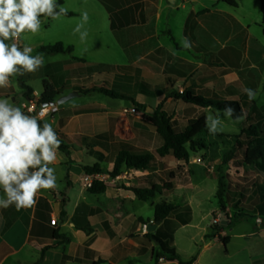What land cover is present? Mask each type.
<instances>
[{
    "label": "crops",
    "instance_id": "crops-1",
    "mask_svg": "<svg viewBox=\"0 0 264 264\" xmlns=\"http://www.w3.org/2000/svg\"><path fill=\"white\" fill-rule=\"evenodd\" d=\"M62 1L68 12L75 14L74 17L48 18V23L45 17L41 20L54 33L56 44L73 47V54H44V66L35 73L10 78L9 87L0 88V99L7 98L11 104L19 105L17 95H21L24 99L22 108L25 101L30 100L25 98L21 83L31 88L34 100L39 101L44 88L42 90L40 87L39 92L34 84H43L47 80L55 88L64 89L57 99L73 92L81 94L80 89L106 87L115 90L118 87L125 89L122 93L136 101L138 95L152 97L154 94L151 90L164 81L175 92L192 89L206 98L236 99L250 104L254 120L264 108V102L261 104L264 95V13L260 0H235L236 7L221 0H177L174 4L167 0ZM83 11L89 15L85 24L88 36L84 43L80 41L79 33L73 34V29L82 22ZM47 33V30H40L36 34L24 33L19 45L21 48L31 46L33 52L39 53L45 47ZM100 36L106 37L101 44ZM185 44L189 46L185 47ZM99 51L123 57L122 63L111 65L114 71L120 73L121 83L116 82L115 74L110 80L100 76L111 72L93 71L94 62L89 57ZM79 70L91 72L87 82L84 80L82 84H77L76 74ZM15 80L18 86L14 84ZM244 88L253 89L255 99L249 101L242 91ZM93 94L98 93L81 94L80 98ZM169 101L181 105V102ZM258 104L261 106L258 107ZM111 106L70 102L54 115L39 119V122L52 124L60 135L59 139L69 146V154L58 150L56 164L50 165L56 170L57 187L42 190L33 207L20 210L14 205L7 209L0 208V264H92L99 260L104 264L154 263V254L159 245L155 241L149 242L143 231V226L153 223L154 217L145 218L139 210L148 203L154 210L163 199L176 206L180 203V206L191 208L193 197H198V192H201L200 183L188 180L178 183L174 173L172 192L165 197L142 202L133 191L124 187L163 185L168 180L158 182V179L165 170L153 166L145 172L125 171L119 176V181H116L117 177L112 179L113 182L103 178H110L109 174L86 175L84 166L100 164L108 173L113 170L114 164L108 162L112 151L110 145L118 141L132 144L136 152L141 153L132 137L125 139L118 133L116 122L121 130H126L128 123L120 113L116 115L111 111ZM116 107L124 108L121 105ZM183 107L189 109V106ZM175 118L180 119L174 115ZM123 122L126 125L124 129L121 127ZM112 128L113 139L108 143H93L97 136L109 133ZM175 164L169 165L171 170L176 168ZM177 164L183 166L184 163ZM127 173H131L130 178L124 176ZM95 179L107 184L106 193L94 195L89 192L90 184ZM185 193L192 194V197L188 198ZM3 196L0 189V197ZM179 199L182 200L177 203ZM217 212L219 209H213L209 215ZM54 219L57 221L55 226L51 224ZM191 224L181 225L176 231ZM205 234V243L200 253L192 259L193 264H200L202 255L223 239H229L227 247L234 243L225 230L216 232L211 227L205 230ZM261 234L264 231L249 235ZM67 239L69 242H66ZM47 247L49 249L41 261L43 250ZM250 251L252 253L248 258L251 262L257 259L259 264H264V240Z\"/></svg>",
    "mask_w": 264,
    "mask_h": 264
},
{
    "label": "rangeland",
    "instance_id": "rangeland-1",
    "mask_svg": "<svg viewBox=\"0 0 264 264\" xmlns=\"http://www.w3.org/2000/svg\"><path fill=\"white\" fill-rule=\"evenodd\" d=\"M180 2V0H179ZM46 23H48V18H46ZM42 22L41 31L47 30L45 44L44 46H51L56 44V39L54 37V33L49 31L48 24ZM46 26V27H45ZM53 33V34H52ZM106 40V37L100 36L99 44ZM6 43H11L12 41H5ZM103 49V48H102ZM105 50V49H103ZM36 54H40L37 52H32L31 55L36 56ZM92 62L93 71L97 72H111L116 75V82H122L120 78V73L114 71V68L111 66L114 63H122L123 57L119 55H108V53L104 51H99L95 55L89 57ZM116 70V69H115ZM91 72L78 71L76 74V78L78 79L77 84H82L83 81L87 82L88 77H90ZM16 82V83H15ZM14 84L18 86V82L15 80ZM71 85L73 82L70 83ZM162 85H159L155 90H151V92L156 96L152 97H141L138 95L136 101L147 107L156 110L160 104H162V108L164 111L178 116L180 119H174V125L176 130H182L190 120L197 119L200 116L204 115L206 117L212 116L214 118H219L223 123L222 131H218L220 134H224L227 136H233L236 134H241L242 130L246 127L245 119H241L239 121H234L230 117L226 116L224 113L219 111L210 112L208 110H201L198 108H190L188 110L184 109V104L181 102L177 104L175 102H170L169 100L165 101L166 96L171 94L174 90L169 86V84L164 83L162 81ZM34 86L39 90H43V84L35 83ZM41 87V89H40ZM118 92H125V89H117ZM20 91V88H17ZM137 91L140 89L136 88ZM40 94V93H39ZM17 100L19 101V106L21 107V103L24 100L21 95H17ZM135 100V98H134ZM58 99L56 100V102ZM28 101H25V103ZM76 104H86V103H99L106 106H110V110L113 111L116 115H119L121 118L126 119L128 123V128L126 130L119 129V125L116 122V129L118 133L120 132L121 136L125 139H129L132 137L133 142L138 146V151L143 152H151L155 155L154 166L160 168L161 170H165V172L161 173L160 180L158 182H164V180H168V176L171 172L175 173L177 176L178 183H183L184 181H190L192 183H200L199 188L201 192H198V197H193L192 206L190 208V213L182 212L180 214H175V216L170 217L162 227L152 232L153 234H158L160 236H167L168 245L171 246V240L173 243L175 242L174 249L177 250V254L179 260L176 262H168L166 258L160 259L159 264H179V262H190L193 258H195L201 251L204 242L205 230L207 228H211L216 232L221 231L219 229L220 225H224L223 221L231 222V225L225 226L223 230L227 231L228 235L233 239V245L227 247L224 245L222 241L214 246L210 251L206 254H203L200 260V264H259L257 259L251 260L248 258L249 254L252 253L250 248L257 247L263 241V235L252 236L249 235L251 232L261 233L264 231V221L258 215L255 208V200L261 195L262 189H264V173H260L253 168H245L242 164V154L238 153L237 157L234 161H232L229 165L223 166V159L229 152L231 148V142L228 139H210L207 144L212 145L209 147L207 151H202L197 155H193L188 165L183 164V166L177 164L178 162L171 156L166 158H160L157 155V150L163 145V140L157 134L156 130L144 123L142 118L144 116V110L135 109L133 105L129 101L122 100H113L102 94H93L91 96H85L83 98H75L68 103ZM264 102V95L261 97V104ZM68 103L64 105H57L58 109H62ZM261 104L257 106L260 107ZM115 105V106H114ZM121 105L124 108L121 110L116 106ZM186 106V105H185ZM22 109V108H21ZM136 110V113L133 112ZM149 115V114H147ZM116 121V120H115ZM119 121V118H117ZM255 124L259 127L261 131L264 132V108L261 109V112L256 115ZM212 142L211 144H209ZM173 163H176V168L171 170V166ZM131 173H127L124 176H128L130 178ZM222 177L227 186L228 192L233 193L237 196L233 202L239 201L241 203L240 207L244 208L245 217L240 220H235L236 210L234 208H230V218L227 217L220 211V204L218 199L215 197L218 189V179ZM103 178L109 182H113V180L107 176H103ZM120 177L117 178L116 181H119ZM202 183V184H201ZM120 184H118L119 186ZM239 194L246 195V199L243 200L239 197ZM185 196H189L191 198L192 194H184ZM158 198V197H157ZM156 198V199H157ZM161 198V197H160ZM159 199V198H158ZM183 199V198H182ZM182 199L177 200V203L181 202ZM154 200V199H153ZM165 200V199H163ZM195 201V203H194ZM180 208H184L186 206L181 205L179 203ZM213 209H219V212L213 214L209 213ZM142 216L148 219H152L154 217V210L151 208V205L144 204L139 210ZM190 219L192 223L191 226L185 228L183 230L176 231L179 229L182 222ZM262 220L260 225L257 224V220ZM215 220H220L219 223L215 224ZM149 222V221H148ZM154 223V222H153ZM189 223V224H190ZM150 223H148L149 225ZM145 226V225H144ZM143 231L147 233L148 230ZM176 231V233H175ZM245 235V236H241ZM165 237L163 239H165ZM151 242V241H149ZM247 247V251L245 249ZM160 249V247H158ZM157 248V251L159 250ZM156 253V252H155ZM155 264V262L153 263Z\"/></svg>",
    "mask_w": 264,
    "mask_h": 264
},
{
    "label": "trees",
    "instance_id": "trees-1",
    "mask_svg": "<svg viewBox=\"0 0 264 264\" xmlns=\"http://www.w3.org/2000/svg\"><path fill=\"white\" fill-rule=\"evenodd\" d=\"M222 2L236 7L237 3L235 0H221ZM262 2V10L264 13V0ZM58 4L63 5V1L59 0ZM75 14L68 12V18L74 17ZM44 17H41V19ZM73 47L65 46L63 43H57L51 46L43 47L40 49V54L47 55H59L73 54ZM103 78L108 80L113 78V74H102L100 75ZM22 88L25 90V98L27 100H34L33 91L31 88L27 87L23 82L21 83ZM43 94L39 99L40 105L52 104L56 102L57 98L63 93L64 89H57L47 80L43 83ZM83 95H89L91 93H98L105 95L106 97L113 100H122L129 101L133 107L139 110H144V113L147 112V107L137 103L133 97L130 95L124 94L122 92L115 91L113 89H108L106 87H92L91 89L79 90ZM173 100L182 102L184 105L199 109H208L210 111H219L225 114L224 110L228 107L234 109L233 117H230L232 120L237 121L236 117L243 116V119L246 121V127L242 130L241 134L236 136H227L220 133L210 134L207 117L205 115L200 116L197 119H192L188 124L180 131L176 130L174 125V115L166 112L162 108V104L155 110L153 115L144 114L142 121L150 126H152L157 134L163 140V145L157 150V155L160 158L173 157L178 162L188 165L190 163L193 155H197L202 151H207L210 146L207 144L210 139H228L231 142V148L227 155L223 159V166L229 165L237 157V154H242V164L245 168H253L260 173H264V132L259 129L255 124V120L252 116L251 105L243 104L241 101L236 99H219V98H206L204 96L196 94L192 89H186L182 93L173 91L171 94L166 96L165 101ZM41 125L44 123L40 121ZM122 129L126 128L125 123L121 124ZM114 129L107 134L97 136L93 143H102L106 141L107 143L113 139ZM58 137L60 135L57 133ZM210 142L209 144H211ZM112 151L108 158V162L114 164L113 170L107 172L101 167L100 164H95L93 166H84L83 171L88 176H97L102 174H109L111 179H116L119 176H122L125 171H150L155 162V155L151 152L137 153L134 146L125 141H118L117 143L110 145ZM59 151L69 154V146H67L63 141H61V146L58 149ZM168 181L163 185H156L151 188H127L126 190H131L135 193L137 198L142 202H149L152 199L157 197H165L170 192L173 191L174 185V173H170L168 176ZM108 189L107 184L104 181L94 180L89 192L94 195H101L106 193ZM237 196L233 193L228 192L227 186L224 182V179L220 177L218 179V191L216 198L220 204V211L230 218V208L236 210L235 220H240L245 217L244 208H241L237 202H233ZM239 197L243 200L246 199V195L239 194ZM255 208L258 215L264 221V189L261 191V195L258 200H255ZM182 212L190 213V207L186 206L180 208L173 203H169L166 200L157 204L154 208V223L161 222L163 223L170 217L175 216V214H180ZM191 222L190 219L182 222L181 225H187ZM150 223V222H149ZM228 227L231 225V222L227 223ZM180 225V226H181ZM225 226L220 225L219 229L223 230ZM215 230V228L213 229ZM59 237V235H55ZM149 241H155L159 243L160 249L154 254L155 264H159L160 259L166 258L168 262L178 261L179 257L174 249L173 240H171L172 245L169 246L167 239L169 237L160 236L158 234L147 233L145 236ZM66 242H69L67 239ZM225 246L229 244V239H223L222 241ZM49 247L43 250L41 261L44 258V255ZM194 260L191 262H179V264H193ZM40 264V263H37ZM92 264H104L102 260L94 262Z\"/></svg>",
    "mask_w": 264,
    "mask_h": 264
},
{
    "label": "clouds",
    "instance_id": "clouds-1",
    "mask_svg": "<svg viewBox=\"0 0 264 264\" xmlns=\"http://www.w3.org/2000/svg\"><path fill=\"white\" fill-rule=\"evenodd\" d=\"M68 11L57 0H0V88L9 87L10 78L35 73L45 64L44 54L33 56L31 46L20 47L21 36L38 33L41 17L56 20L67 16ZM88 19V12L83 11L82 22L73 29V34H80L82 43L88 36L85 29ZM242 91L249 101L255 99L253 89ZM224 112L228 117L234 115V109L230 107ZM46 113L45 106L38 115H29L7 98L0 99V189L4 193L0 197V208L13 205L17 210L31 208L42 190L57 187L56 170L50 165H55L58 160L61 140L51 123L41 125L39 122L38 117L42 118ZM241 119L243 116L236 117L237 121ZM207 122L210 134L223 130L219 118L209 116Z\"/></svg>",
    "mask_w": 264,
    "mask_h": 264
},
{
    "label": "built area",
    "instance_id": "built-area-1",
    "mask_svg": "<svg viewBox=\"0 0 264 264\" xmlns=\"http://www.w3.org/2000/svg\"><path fill=\"white\" fill-rule=\"evenodd\" d=\"M183 1H190V0H183ZM44 107H45L44 105H40L39 102L35 101V100L28 101V102L24 103L23 106H22L23 111L26 114H29V115H38L39 113H41V110ZM57 111H58L57 106H51V105L47 106V113L45 115H43L42 118L38 117V119L43 120L45 118H48V117L54 115ZM133 112L136 113V110H133ZM91 185H92V182H91L90 186ZM219 222H220V220H215L214 223L217 224ZM56 223H57V221L55 219L51 221V224L53 226H55ZM261 223H262V220H260V219L257 220V224L258 225H260ZM144 230H148V225L144 226Z\"/></svg>",
    "mask_w": 264,
    "mask_h": 264
},
{
    "label": "water",
    "instance_id": "water-1",
    "mask_svg": "<svg viewBox=\"0 0 264 264\" xmlns=\"http://www.w3.org/2000/svg\"><path fill=\"white\" fill-rule=\"evenodd\" d=\"M169 3H171V4H174L177 0H167ZM78 97H81V94L80 93H78V92H73V93H70V94H68V95H66V96H63V97H61V98H59L58 99V101L57 102H54V103H52V104H45L44 106H57V105H59V106H61V105H64V104H66V103H68L69 101H71V100H73V99H75V98H78ZM155 113V110L154 109H152V108H147V114H149V115H153ZM223 224H227V222H225V221H223ZM161 225V222H158V223H150L149 225H148V232L149 233H152V232H155V230L158 228V226H160ZM155 244L156 245H159V243L158 242H155Z\"/></svg>",
    "mask_w": 264,
    "mask_h": 264
}]
</instances>
